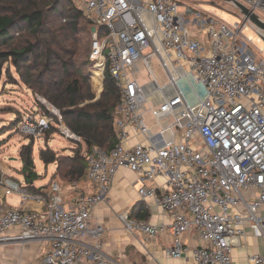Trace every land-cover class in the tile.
Segmentation results:
<instances>
[{"label": "built area", "instance_id": "obj_1", "mask_svg": "<svg viewBox=\"0 0 264 264\" xmlns=\"http://www.w3.org/2000/svg\"><path fill=\"white\" fill-rule=\"evenodd\" d=\"M71 1L91 25L99 89L108 70L119 90L117 142L90 157L87 178L97 192H80L72 207L64 206L54 182L44 210L26 208L33 195L22 181L3 175L4 195L18 194L20 205L0 209V242H42L39 255L20 264H112L105 229L92 227L90 218L115 174L127 167L137 176L140 197L173 217L168 226L128 220L127 230L151 237L167 230L171 257L191 253L193 264H233L248 225L264 239V62L245 50L250 38L240 22L200 12L204 35L192 37L178 0ZM239 1L264 21V0ZM53 123L41 113L20 129L44 139ZM132 131L142 140L128 145ZM191 231L199 240L194 248L183 239ZM248 262L264 264V252L251 253Z\"/></svg>", "mask_w": 264, "mask_h": 264}, {"label": "trees", "instance_id": "obj_2", "mask_svg": "<svg viewBox=\"0 0 264 264\" xmlns=\"http://www.w3.org/2000/svg\"><path fill=\"white\" fill-rule=\"evenodd\" d=\"M25 28L28 32L21 36L19 30ZM91 38L90 22L71 0H0V80L4 64L10 61L22 81L55 106L79 138L80 149L73 154H58L51 148L39 151L45 166L56 163L54 176L69 182L88 176L89 159L96 149L109 152L117 142L114 117L119 90L107 70L101 97L96 99L86 72L92 64ZM36 104L45 108L38 100ZM42 108L40 112L54 120L47 133L57 132L58 116ZM32 139L20 151V171L27 183L23 188L28 190L40 177ZM2 177L0 169V181Z\"/></svg>", "mask_w": 264, "mask_h": 264}, {"label": "crops", "instance_id": "obj_3", "mask_svg": "<svg viewBox=\"0 0 264 264\" xmlns=\"http://www.w3.org/2000/svg\"><path fill=\"white\" fill-rule=\"evenodd\" d=\"M141 140L142 136L132 131L127 144L134 145ZM38 173L39 179L44 177L43 174ZM54 174L55 171L47 183L37 184L39 180L37 179L30 183V190L24 188L33 195L25 204L26 208L44 210L45 198L54 182H61L59 183L66 208L73 206L80 192L87 194L97 192L96 187L87 177L76 182H66ZM13 178L22 181L24 185L27 184L20 178ZM136 180V174L129 168H120L113 177L109 192L95 207L90 218L92 227L100 224L105 229L103 244L112 264H193L191 253L183 254L181 257H171L168 254L167 250L172 238L167 230L158 233L155 237L141 230H127L128 220L145 221L164 226H168L173 221L171 214L159 209L152 201L140 197L137 190L139 182ZM162 181V178H158L156 183ZM18 205H20L19 195L5 196L0 187V209ZM15 231L19 229L15 228L10 233ZM183 239L190 248L199 244L194 231L186 233ZM41 247L42 242L38 240L0 242V264H20L33 260L39 255ZM254 252H264V239L258 229L250 224L247 226V234L242 239L241 245L233 251V264H249L248 257Z\"/></svg>", "mask_w": 264, "mask_h": 264}, {"label": "rangeland", "instance_id": "obj_4", "mask_svg": "<svg viewBox=\"0 0 264 264\" xmlns=\"http://www.w3.org/2000/svg\"><path fill=\"white\" fill-rule=\"evenodd\" d=\"M178 1L182 5L180 10L185 12V18L191 19L189 30L192 37L202 38L204 35V31H201L200 25L196 21L197 18H199V12L203 18L211 16L216 20H225L230 24L240 22L244 29V33L250 38V40H245L247 43L245 50H251L255 54L257 61L261 60L264 62V30L258 29L233 3L225 0ZM190 9H193V11ZM19 31L21 36L28 32V30L26 31V28L23 32L21 30ZM8 70H10V75L7 77L6 73ZM94 70V64L92 63L90 68L88 70L86 69V72L90 75L89 77L93 86V91L96 95V99H98L101 97L102 90L99 89L100 84L95 77ZM11 76L14 80L10 79ZM102 87H104V81ZM36 100L44 105L45 108L39 107L36 104ZM42 101H45L46 104ZM41 108L43 110H48L47 112L52 111L55 113L56 111L57 113L55 114L58 116L59 123L57 125L58 127H55L57 132H46L44 139H36L32 137L36 169L44 175L43 178L37 180V184L47 183L49 178L53 175L55 167H57L56 163L45 166L39 157V151L41 149L51 148L58 154H73L80 149L77 144L79 138L74 139L71 137L74 132H72L64 123L59 110L44 97L34 94L33 91L22 81L17 73L16 67L10 63V61L6 62L3 66V75L0 80V169L3 174L10 177L20 178L25 181V177L20 171L22 167L20 151L23 145L30 143L31 136L23 133L20 129V125H15V123L20 119L24 122L30 116H38L43 113L40 112ZM147 119L152 120L150 113L147 114ZM82 150L84 152V148H82ZM45 168H47V170H45ZM139 188L140 183L138 184L137 190Z\"/></svg>", "mask_w": 264, "mask_h": 264}, {"label": "water", "instance_id": "obj_5", "mask_svg": "<svg viewBox=\"0 0 264 264\" xmlns=\"http://www.w3.org/2000/svg\"><path fill=\"white\" fill-rule=\"evenodd\" d=\"M225 1L233 3L240 10V12L247 19H249L258 29L264 30V21H262L257 14L252 13L249 10V8L246 5H244L242 2H240L239 0H225ZM94 30H95V28H92V31H94ZM39 99L42 100L41 98H39ZM42 102H45V101H42ZM45 104H46V102H45Z\"/></svg>", "mask_w": 264, "mask_h": 264}, {"label": "bare ground", "instance_id": "obj_6", "mask_svg": "<svg viewBox=\"0 0 264 264\" xmlns=\"http://www.w3.org/2000/svg\"><path fill=\"white\" fill-rule=\"evenodd\" d=\"M100 75V73H98V76ZM100 78V77H99ZM97 79V78H96ZM98 81H100L99 79H97Z\"/></svg>", "mask_w": 264, "mask_h": 264}]
</instances>
